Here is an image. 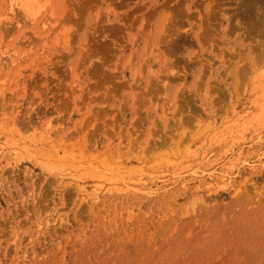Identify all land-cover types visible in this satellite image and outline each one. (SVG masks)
Wrapping results in <instances>:
<instances>
[{
  "label": "rangeland",
  "instance_id": "rangeland-1",
  "mask_svg": "<svg viewBox=\"0 0 264 264\" xmlns=\"http://www.w3.org/2000/svg\"><path fill=\"white\" fill-rule=\"evenodd\" d=\"M15 13L0 264H264V0Z\"/></svg>",
  "mask_w": 264,
  "mask_h": 264
},
{
  "label": "bare ground",
  "instance_id": "bare-ground-1",
  "mask_svg": "<svg viewBox=\"0 0 264 264\" xmlns=\"http://www.w3.org/2000/svg\"><path fill=\"white\" fill-rule=\"evenodd\" d=\"M7 2L8 3L4 6V8H1L0 10L1 21H12L15 18V12L17 11L22 14L23 19L30 23H36L35 25L41 27V30H43L46 20H39V14L44 8L50 5L51 0H7ZM17 26H19L18 21ZM43 34H45V32H43ZM41 40L43 41V44L46 43L43 37L41 38ZM11 51V49L7 51L0 50V69H2L6 64H8V62L2 63V61L5 59H8L9 63H13V58L15 56ZM2 57L4 59H2ZM257 89L259 93L258 105L264 108V71L260 75V81L259 85L257 86ZM63 161L65 160L63 159ZM63 166V171L66 172L69 170L70 165L64 164Z\"/></svg>",
  "mask_w": 264,
  "mask_h": 264
}]
</instances>
